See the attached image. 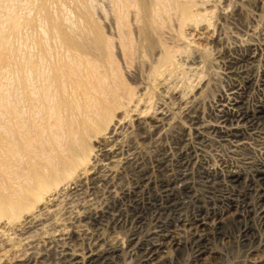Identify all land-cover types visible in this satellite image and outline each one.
<instances>
[{
    "label": "rangeland",
    "instance_id": "rangeland-1",
    "mask_svg": "<svg viewBox=\"0 0 264 264\" xmlns=\"http://www.w3.org/2000/svg\"><path fill=\"white\" fill-rule=\"evenodd\" d=\"M190 1L201 15L184 40L174 13L161 28L175 63L158 75L129 68L146 124L128 116L116 152L100 156L103 180L61 185L0 253L35 264H264V0Z\"/></svg>",
    "mask_w": 264,
    "mask_h": 264
},
{
    "label": "bare ground",
    "instance_id": "bare-ground-1",
    "mask_svg": "<svg viewBox=\"0 0 264 264\" xmlns=\"http://www.w3.org/2000/svg\"><path fill=\"white\" fill-rule=\"evenodd\" d=\"M18 1L0 0V250L10 231L35 224L61 185L76 176L103 180L100 156L116 152L111 144L127 117L140 126L147 119L131 64L167 71L178 51L161 28L174 13L184 40L200 14L190 0H103L109 10L99 0H21L23 15ZM33 257L2 252L0 264H35Z\"/></svg>",
    "mask_w": 264,
    "mask_h": 264
}]
</instances>
